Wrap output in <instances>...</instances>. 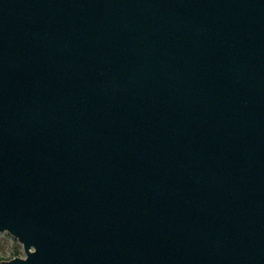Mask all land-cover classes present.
Returning a JSON list of instances; mask_svg holds the SVG:
<instances>
[{"label":"water","instance_id":"obj_1","mask_svg":"<svg viewBox=\"0 0 264 264\" xmlns=\"http://www.w3.org/2000/svg\"><path fill=\"white\" fill-rule=\"evenodd\" d=\"M0 264H264V0H0Z\"/></svg>","mask_w":264,"mask_h":264},{"label":"rangeland","instance_id":"obj_2","mask_svg":"<svg viewBox=\"0 0 264 264\" xmlns=\"http://www.w3.org/2000/svg\"><path fill=\"white\" fill-rule=\"evenodd\" d=\"M25 254L22 244L10 233H0V257L3 261Z\"/></svg>","mask_w":264,"mask_h":264},{"label":"trees","instance_id":"obj_3","mask_svg":"<svg viewBox=\"0 0 264 264\" xmlns=\"http://www.w3.org/2000/svg\"><path fill=\"white\" fill-rule=\"evenodd\" d=\"M3 260H4V259H2V258L0 257V263L3 262Z\"/></svg>","mask_w":264,"mask_h":264}]
</instances>
